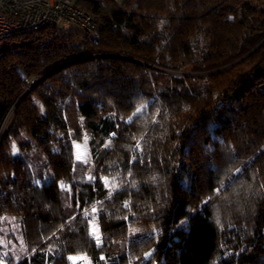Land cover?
<instances>
[{
  "label": "trees",
  "instance_id": "16d2710c",
  "mask_svg": "<svg viewBox=\"0 0 264 264\" xmlns=\"http://www.w3.org/2000/svg\"><path fill=\"white\" fill-rule=\"evenodd\" d=\"M75 2L0 48V264H264V0Z\"/></svg>",
  "mask_w": 264,
  "mask_h": 264
},
{
  "label": "built area",
  "instance_id": "2783aa9c",
  "mask_svg": "<svg viewBox=\"0 0 264 264\" xmlns=\"http://www.w3.org/2000/svg\"><path fill=\"white\" fill-rule=\"evenodd\" d=\"M71 24L88 33L96 27V18L75 0H0V40L46 25L70 32Z\"/></svg>",
  "mask_w": 264,
  "mask_h": 264
},
{
  "label": "rangeland",
  "instance_id": "374dc122",
  "mask_svg": "<svg viewBox=\"0 0 264 264\" xmlns=\"http://www.w3.org/2000/svg\"><path fill=\"white\" fill-rule=\"evenodd\" d=\"M70 31H75V32H79V33H84V30L79 27L78 25H75V24H71L70 27H69ZM17 39L15 38H8V39H2L0 40V48H5V47H10L12 46L13 44L17 43ZM183 71L184 70H188L189 69V66H186L184 68H182ZM182 70H178L177 73L179 74ZM34 81H35V78H32L30 79V84H34ZM30 87V86H29ZM28 87V88H29ZM27 88V89H28ZM26 89V90H27ZM34 102H36V100H34ZM230 105L231 106H237L238 103L237 101L235 102L234 100L230 102ZM147 106V103H143L138 109L139 111L136 110L135 113H138L140 112L143 108H145ZM134 113V114H135ZM20 134L25 137V138H29V135L26 133L25 130H21L20 131ZM15 141H12V144H11V149L12 151L14 152H17V149L15 147ZM104 145L106 147L110 146V143L108 141H106L104 143ZM72 151H73V159L74 160H79V161H82L84 163H87L88 165V169H87V172H86V178H90L91 174H92V171L94 169V166L96 165L95 161H93L91 158H90V155H89V148L87 146V143H86V138H82L81 140L79 141H74L72 143ZM103 183H104V186L106 188H109V194H111L112 192H114L116 189L119 188L120 186V183H117L116 180L113 178V177H103ZM188 180V176H184L182 178V182L183 183H186ZM61 185V183H60ZM220 198H218V200L216 201H219ZM93 209H95V211H93ZM97 210L99 211V208L94 206L90 209V217H91V220H90V226H91V230H92V233L95 237H97V234L94 232V228H97L98 229V236L100 237L99 241L101 240L102 242V236L100 234V230H99V221H98V218H97ZM8 221H10V218H8L6 220V223H8ZM149 223V222H148ZM178 226H174L172 229H176ZM143 229H145L144 231V234H143V237H145V233H148L150 231H153V227L149 226L147 227H144ZM133 234L134 233H139L140 230H138V228L134 227L133 229ZM139 235V234H138ZM133 239V238H132ZM141 240V239H140ZM138 246H139V241L136 243ZM98 245H100V242L98 243ZM17 249H19V247H16ZM69 257H75L76 259L75 260H71L69 259ZM68 261H69V264H93L90 260V257L87 255V254H73V255H69L68 256ZM150 264H158L155 259H151L150 260Z\"/></svg>",
  "mask_w": 264,
  "mask_h": 264
},
{
  "label": "snow or ice",
  "instance_id": "6c2138e0",
  "mask_svg": "<svg viewBox=\"0 0 264 264\" xmlns=\"http://www.w3.org/2000/svg\"><path fill=\"white\" fill-rule=\"evenodd\" d=\"M137 111H139V109ZM93 211H95V209H93ZM94 232L97 234V243H99L100 241H99V236H98V229L94 228ZM69 259L75 260L76 258L75 257H69Z\"/></svg>",
  "mask_w": 264,
  "mask_h": 264
},
{
  "label": "bare ground",
  "instance_id": "6f19581e",
  "mask_svg": "<svg viewBox=\"0 0 264 264\" xmlns=\"http://www.w3.org/2000/svg\"><path fill=\"white\" fill-rule=\"evenodd\" d=\"M51 27H53V26H51ZM53 28H56V27H53ZM56 29H58V28H56Z\"/></svg>",
  "mask_w": 264,
  "mask_h": 264
},
{
  "label": "water",
  "instance_id": "95a60500",
  "mask_svg": "<svg viewBox=\"0 0 264 264\" xmlns=\"http://www.w3.org/2000/svg\"><path fill=\"white\" fill-rule=\"evenodd\" d=\"M259 44H260V43H259ZM259 44H258V45H259ZM258 45H257V46H258ZM28 87H29V86H28Z\"/></svg>",
  "mask_w": 264,
  "mask_h": 264
}]
</instances>
